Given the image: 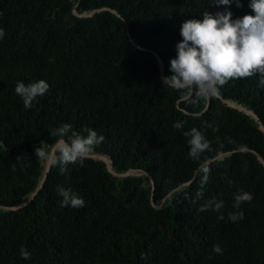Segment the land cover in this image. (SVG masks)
<instances>
[{
	"label": "trees",
	"instance_id": "1",
	"mask_svg": "<svg viewBox=\"0 0 264 264\" xmlns=\"http://www.w3.org/2000/svg\"><path fill=\"white\" fill-rule=\"evenodd\" d=\"M240 4L0 0V206L17 207L34 194L45 170L35 149L53 144L64 124L102 135L92 154L111 157L116 173L148 175L117 179L88 159L66 170L52 165L28 207L0 210V264H264V166L256 156L264 159V132L222 102L241 103L264 125L260 74L228 81L206 111L208 99L193 96L192 103L183 98L187 90L164 85L157 61L172 75L182 24L205 11L254 14L250 0ZM75 9H109L121 18L102 12L80 19ZM39 80L49 89L25 108L15 87ZM192 128L210 144L196 159L184 135ZM59 187L71 188L84 207L63 206ZM241 191L253 200L235 209ZM215 202L224 207L216 211ZM234 211L243 218L230 221Z\"/></svg>",
	"mask_w": 264,
	"mask_h": 264
},
{
	"label": "clouds",
	"instance_id": "2",
	"mask_svg": "<svg viewBox=\"0 0 264 264\" xmlns=\"http://www.w3.org/2000/svg\"><path fill=\"white\" fill-rule=\"evenodd\" d=\"M233 0H215L218 5L228 6ZM237 7H241L240 0H235ZM253 15H244L233 19L230 11L216 13L215 16L205 11L202 19L186 20L180 30L182 42L176 45V58L170 61L172 75L162 77L165 86L182 91L185 100L192 97L209 99L219 94V90L228 81L244 79L260 74V84L264 86V0H250ZM5 32L0 29V38ZM49 89L44 80L28 83L18 82L15 92L23 100L25 108H30L37 97L43 96ZM182 127L180 124L174 125ZM87 135H81L72 130L70 124L57 128L52 136L56 137L53 144L41 143L35 149V156L53 166L67 165L90 157L95 148L102 144L104 137L95 130L86 129ZM70 134V135H69ZM188 137L189 155L196 159L209 150L210 144L204 135L196 128L184 133ZM67 137V139H66ZM223 154L217 156L222 158ZM19 159V157H18ZM207 169H204L205 179ZM59 195L63 198V206L82 208L85 201L71 188L59 187ZM202 193H197V197ZM253 195L241 191L234 195L235 209L242 203H250ZM223 202H215L214 208L220 211ZM204 210V209H202ZM223 215L219 219H223ZM243 218L242 211L229 213L228 219L235 222ZM23 251V250H22ZM216 254H222L219 245L213 246Z\"/></svg>",
	"mask_w": 264,
	"mask_h": 264
},
{
	"label": "water",
	"instance_id": "3",
	"mask_svg": "<svg viewBox=\"0 0 264 264\" xmlns=\"http://www.w3.org/2000/svg\"><path fill=\"white\" fill-rule=\"evenodd\" d=\"M102 12H110L111 14L116 15L117 17L121 18L120 15L116 11L109 10V9H101V10L92 12L91 14H79L77 12V10L75 9L73 13H74V16H76L77 18H80V19H84L85 18V19H87V18H93L95 15H97L99 13H102ZM157 61H158L159 65H160L161 75H162V77H165V75H164V64H163L162 60L160 59V57H158V56H157ZM215 97L219 98V95H216ZM222 102H223V104L227 105L228 107H230L232 109H235V110H238V111H240V112H242L244 114L246 113L250 117H252L255 120L259 121L261 130L264 132V125L260 121V118L254 112H252L251 110L247 109L241 103L235 104V103H232V102H229V101L225 100L224 98H222ZM210 103H211V99L209 98L208 99V103H207L206 111H207L208 107L210 106ZM230 155L231 154H226L225 157H228ZM256 156H257L259 162L264 166V159L258 154H256ZM223 157L224 156H222V158ZM222 158H220V159H222ZM87 159L88 160L97 161V162H102L103 164L106 165L108 172L112 176L117 178V179H126V178H133V177H146V176H148L147 173H145V172L134 171V170H130L129 172H127L125 174L116 173L114 171V163H113L111 157H109V156L91 154L90 157L87 158ZM220 159L216 158L214 160H211V161L205 163L204 165H202L200 167V169H202V168L206 167L207 165H209V164H211V163H213V162H215L217 160H220ZM44 167H45L44 174H43L42 179L40 181V184L37 187V189L34 192V194H32L26 201L22 202L17 207L4 208V207L0 206V210H4V211H7V212H18V211L28 207L36 199V197L40 194V192L42 191L44 185L46 184V182L48 180V175H49L50 169L52 168V165H50L46 161H44ZM190 185H191V182L188 183V184H185L184 186L180 187L179 189L186 188V187H188ZM151 204L156 209H159L161 207V206H159V207L155 206V202H154L153 197H152V200H151Z\"/></svg>",
	"mask_w": 264,
	"mask_h": 264
}]
</instances>
